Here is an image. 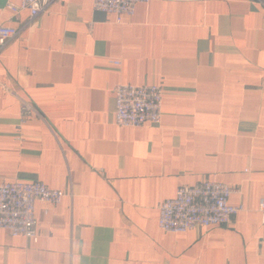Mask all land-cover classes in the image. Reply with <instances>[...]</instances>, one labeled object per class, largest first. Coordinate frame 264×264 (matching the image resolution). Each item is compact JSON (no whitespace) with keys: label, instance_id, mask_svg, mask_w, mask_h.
<instances>
[{"label":"crops","instance_id":"1","mask_svg":"<svg viewBox=\"0 0 264 264\" xmlns=\"http://www.w3.org/2000/svg\"><path fill=\"white\" fill-rule=\"evenodd\" d=\"M0 21L19 30L0 50V180L65 193L36 200L35 240L0 228V264H263L264 0H147L121 22L92 0L33 18L0 0ZM118 83L160 85V122L117 125ZM204 179L244 209L162 230L159 203Z\"/></svg>","mask_w":264,"mask_h":264},{"label":"built area","instance_id":"2","mask_svg":"<svg viewBox=\"0 0 264 264\" xmlns=\"http://www.w3.org/2000/svg\"><path fill=\"white\" fill-rule=\"evenodd\" d=\"M52 0H20L7 6L14 12L29 11L33 18L41 13ZM147 0H92L93 8L113 14L116 22L131 16L138 2ZM18 28L0 21V50L14 36ZM119 64L118 60H111ZM114 92V122L119 126H139L144 123L158 124L162 111V87L155 83H118ZM32 111L31 106L22 104V113ZM233 192L227 183L204 179L192 185H181L175 195L163 199L158 205V226L168 232H184L196 226L222 225L232 215L244 209L243 204L229 202ZM64 191L51 188L42 181L20 179L0 180V228L11 235H24L36 239L34 206L36 200L58 204ZM258 210L264 223V196L258 200ZM264 244V238H263ZM27 264H32L28 262ZM264 264V250H263Z\"/></svg>","mask_w":264,"mask_h":264}]
</instances>
